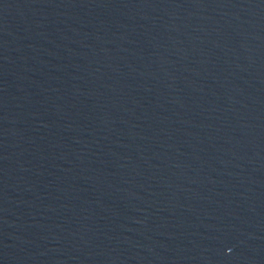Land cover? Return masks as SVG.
<instances>
[{"label":"water","instance_id":"95a60500","mask_svg":"<svg viewBox=\"0 0 264 264\" xmlns=\"http://www.w3.org/2000/svg\"><path fill=\"white\" fill-rule=\"evenodd\" d=\"M0 264H264V0H0Z\"/></svg>","mask_w":264,"mask_h":264}]
</instances>
